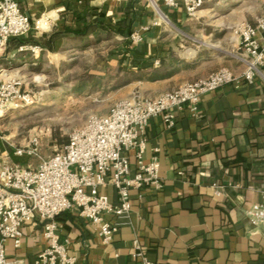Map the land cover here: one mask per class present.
I'll return each mask as SVG.
<instances>
[{
  "label": "crops",
  "instance_id": "1",
  "mask_svg": "<svg viewBox=\"0 0 264 264\" xmlns=\"http://www.w3.org/2000/svg\"><path fill=\"white\" fill-rule=\"evenodd\" d=\"M16 1L31 23L46 16L51 25L43 31L32 28L20 37L25 41L20 44L9 39L0 57V77L41 84L51 68L58 72L61 62H69V55L88 54L89 46L83 42L104 37L106 31L126 44L107 58L121 67L156 68L159 59L171 52L183 60L170 75L124 85L120 98L134 90L155 96L219 67L240 74L242 65L226 54L204 53L197 46L179 52V47L195 40L193 36H219L223 28L231 29L239 21L254 23L264 15V0H204L196 15L189 17L182 8H167L161 0V5L156 2L158 9L150 0ZM193 21L200 29L186 32ZM70 29L86 33L76 35L67 32ZM54 32L58 34L50 42L51 49L34 43L49 40ZM132 32L139 33L138 41L130 37ZM225 34L236 42L234 34ZM22 44H38L41 49L32 54L26 48L19 50ZM239 84H225L203 94L196 112L186 107L175 111L172 127L166 126L161 115L148 119L142 155L145 160L158 156L161 187L131 188L127 215L107 216L118 223L110 243H104L96 226L77 210L59 214V241L67 240L75 264H137L136 242L152 264H264V222L252 223L246 213L252 203L264 199V80L258 77ZM6 155L0 151V158ZM130 160L133 172L132 155ZM101 190L117 202L112 185ZM41 225L39 220L23 225L19 247L5 242L6 256L14 264H34V257L47 245Z\"/></svg>",
  "mask_w": 264,
  "mask_h": 264
},
{
  "label": "built area",
  "instance_id": "2",
  "mask_svg": "<svg viewBox=\"0 0 264 264\" xmlns=\"http://www.w3.org/2000/svg\"><path fill=\"white\" fill-rule=\"evenodd\" d=\"M161 1L167 8H182L186 15H196L204 4V0ZM150 2L158 9L154 0ZM50 25L46 16H38L31 23L16 0H0V57L10 38L25 36L32 28L43 31ZM231 32L237 38L232 55L243 67L240 74L224 66L155 96L132 92L112 103L107 113L90 114L81 126L69 132L61 149L48 156L39 153L38 136L23 147H14V155L39 161L36 166L9 161L0 166V264H14L6 256L5 242L10 240L19 247L23 225L35 220L42 223L41 238L47 245L34 257V264H75L67 240L59 241L57 232L56 218L67 210H77L96 226L104 243L111 242L118 223L107 216L116 219L127 215L131 188L161 187L158 156L153 154L145 160L142 155L148 119L161 115L166 126L172 127L175 111L186 107L196 112L203 94L229 83L239 86L241 80H264V15L256 17L254 23L239 21ZM130 37L138 41L141 36L132 32ZM23 48L32 54L41 49L38 44H22L19 50ZM23 85L18 77H0V118L11 109L35 103L37 94ZM130 154L135 160L133 172ZM109 184L117 190V202L101 190ZM246 213L252 223H263L264 199L252 203ZM133 257L137 264H152L138 242Z\"/></svg>",
  "mask_w": 264,
  "mask_h": 264
},
{
  "label": "rangeland",
  "instance_id": "3",
  "mask_svg": "<svg viewBox=\"0 0 264 264\" xmlns=\"http://www.w3.org/2000/svg\"><path fill=\"white\" fill-rule=\"evenodd\" d=\"M155 2L161 5L159 0ZM198 25L192 24L185 31L196 32L200 29ZM221 31L219 36L214 33L212 36H193L195 40L189 39L184 48L179 47V52H190L197 46L204 53L226 54L234 58L235 43L231 42L229 35L223 36L225 32L232 33L231 29L223 28ZM83 43L89 46L88 54L74 52L69 55V62H61L58 72L51 68L44 74L48 78L41 84L24 83L25 89L37 94L35 103L11 109L0 118V151L7 154L0 158L1 164L9 161L24 165L29 162L35 166L39 161L37 158L16 156L14 147H23L30 138L38 136L41 156L51 155L65 144L59 145L57 138L67 140L69 132L81 126L90 114H105L112 103L125 97L120 98L119 89L135 80L126 81L124 71L118 69L120 63L110 62L107 58L124 49L126 44L115 39L109 31L104 37H91ZM121 70L133 69L121 67ZM37 79L38 82L40 77Z\"/></svg>",
  "mask_w": 264,
  "mask_h": 264
},
{
  "label": "trees",
  "instance_id": "4",
  "mask_svg": "<svg viewBox=\"0 0 264 264\" xmlns=\"http://www.w3.org/2000/svg\"><path fill=\"white\" fill-rule=\"evenodd\" d=\"M187 17H189V15H187ZM193 23L195 24L194 21L192 22V24ZM104 28L106 30L109 29L108 27H104ZM67 32H70V33L72 32L73 34H76V35H84L86 33V31L80 32V31L74 30V29H70V31L67 30ZM128 33L129 32L120 31V34H122V35H128ZM57 34H58V32H54L49 36V38H48L49 40H47V41L45 40L43 42L37 40V41H34V43H39V44L43 43V45H45L47 48L51 49L50 42L53 40V37ZM14 40L16 41V45L25 42L24 40H21L20 38H15ZM181 62H183V60L180 59L176 54L171 52L168 57H165V58L161 57L159 59V64H158V66H156V68L153 66H148V67H145L143 69H139L137 71H135V70H121V66L119 65L118 69L122 72L124 71L123 73L127 76L126 81L140 80L142 78L154 80V79L165 77L167 75L172 74L176 70V67L178 66V64ZM57 141H58L59 145H63L64 143L67 142V140H64L63 138H57Z\"/></svg>",
  "mask_w": 264,
  "mask_h": 264
},
{
  "label": "bare ground",
  "instance_id": "5",
  "mask_svg": "<svg viewBox=\"0 0 264 264\" xmlns=\"http://www.w3.org/2000/svg\"><path fill=\"white\" fill-rule=\"evenodd\" d=\"M156 7V6H155ZM234 39V38H233Z\"/></svg>",
  "mask_w": 264,
  "mask_h": 264
}]
</instances>
